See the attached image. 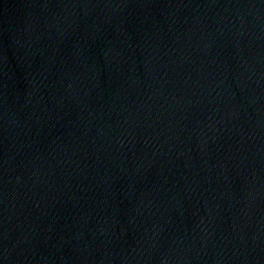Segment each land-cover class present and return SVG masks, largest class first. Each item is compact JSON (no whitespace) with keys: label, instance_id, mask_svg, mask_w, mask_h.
<instances>
[{"label":"water","instance_id":"water-1","mask_svg":"<svg viewBox=\"0 0 264 264\" xmlns=\"http://www.w3.org/2000/svg\"><path fill=\"white\" fill-rule=\"evenodd\" d=\"M0 264H264V0H0Z\"/></svg>","mask_w":264,"mask_h":264}]
</instances>
